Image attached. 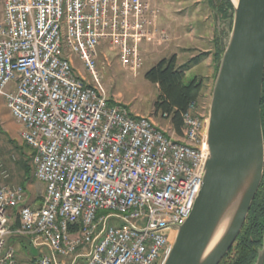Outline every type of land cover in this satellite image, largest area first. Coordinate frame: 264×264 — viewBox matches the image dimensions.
<instances>
[{
  "label": "built area",
  "instance_id": "1",
  "mask_svg": "<svg viewBox=\"0 0 264 264\" xmlns=\"http://www.w3.org/2000/svg\"><path fill=\"white\" fill-rule=\"evenodd\" d=\"M2 2L0 93L46 192L32 203L0 162V264H164L203 185L209 112L193 101L176 137L111 99L98 69L111 50L136 74L144 44L169 39L158 0Z\"/></svg>",
  "mask_w": 264,
  "mask_h": 264
},
{
  "label": "water",
  "instance_id": "2",
  "mask_svg": "<svg viewBox=\"0 0 264 264\" xmlns=\"http://www.w3.org/2000/svg\"><path fill=\"white\" fill-rule=\"evenodd\" d=\"M214 23L216 61L207 127L208 158L191 214L181 223L164 264H219L233 246L264 175L262 94L264 0H230ZM259 257L258 263L262 264Z\"/></svg>",
  "mask_w": 264,
  "mask_h": 264
},
{
  "label": "rangeland",
  "instance_id": "3",
  "mask_svg": "<svg viewBox=\"0 0 264 264\" xmlns=\"http://www.w3.org/2000/svg\"><path fill=\"white\" fill-rule=\"evenodd\" d=\"M158 2L161 6L160 24L162 28L167 30L169 39L167 41L151 40L148 44H144L146 50L142 52L143 63L136 74L129 66L124 67L116 52L111 50H106L108 55L106 60L100 49L98 69L102 75L103 86L111 99L126 104L132 112L152 115L163 126H169V132L180 137L181 134L177 131L174 132L175 129L170 120L161 118V113L154 109V102L160 90L157 84L145 77V74L158 61L163 58H170L174 54L177 55L179 66L187 64L196 57L193 65L186 70L185 81L188 82L195 76L203 77L204 87L197 102V110L203 114L205 111L209 112L216 71V52L209 61L206 55H202L204 53L202 49L212 46L215 48L214 44L215 42L217 44L219 37L215 27L211 40L209 25L215 26V23L209 0H158ZM3 13L4 5L0 0V19H2ZM206 15L209 16L208 19H205ZM73 60L76 67L75 72L79 70L91 80L92 77L85 68L83 61L75 53ZM11 85L14 84H10V87ZM19 124L7 107L6 94L0 93V162L10 174L7 183L23 185L21 182L26 176V187H24L26 188L27 199L32 202L37 201L38 198L42 199L46 192V184L35 177L32 158L30 160L31 172L25 174L24 169L20 166L21 154L15 145L24 148L26 144L21 137L22 129ZM24 151L27 157L31 155L27 148ZM11 243L20 252H26L27 248L30 247L28 239L24 237H12Z\"/></svg>",
  "mask_w": 264,
  "mask_h": 264
},
{
  "label": "trees",
  "instance_id": "4",
  "mask_svg": "<svg viewBox=\"0 0 264 264\" xmlns=\"http://www.w3.org/2000/svg\"><path fill=\"white\" fill-rule=\"evenodd\" d=\"M212 1L210 0V2ZM217 44L215 62L222 53L218 40ZM203 54L206 55L205 52ZM195 59L196 57L192 58L187 64L179 66L177 64V55L174 54L170 58H163L158 61L145 74V77L152 83L157 84L160 90L154 102V109L156 112L168 113L172 127L179 134H182L184 112L188 110L193 101L198 102L204 87L203 77L195 76L190 81H185L186 70L193 65L192 63ZM215 69H217L216 63ZM262 123L264 130V86L262 94ZM25 144L24 148L17 145H15V148L21 154L20 166L27 174L32 171L30 160L34 150L26 142ZM26 148L31 152V155H28L29 157L24 151ZM25 178L26 176L21 183L26 187ZM35 202H41V199L38 198ZM262 224L264 225V175L253 200L251 212L248 214L241 232L219 264H250L257 251Z\"/></svg>",
  "mask_w": 264,
  "mask_h": 264
},
{
  "label": "flooded vegetation",
  "instance_id": "5",
  "mask_svg": "<svg viewBox=\"0 0 264 264\" xmlns=\"http://www.w3.org/2000/svg\"><path fill=\"white\" fill-rule=\"evenodd\" d=\"M209 2H210V0H209ZM214 2L217 3V6L219 7V12L221 13L222 18L227 17L229 9L232 7L230 0H213L212 2H210L212 9H213ZM263 86H264V84H263ZM250 212H251V209H250ZM260 256H262V258H263L262 264H264V225L263 224H262V228H261L260 241L257 245V251L255 254V257L253 258V260L251 261L250 264L258 263V259Z\"/></svg>",
  "mask_w": 264,
  "mask_h": 264
},
{
  "label": "crops",
  "instance_id": "6",
  "mask_svg": "<svg viewBox=\"0 0 264 264\" xmlns=\"http://www.w3.org/2000/svg\"><path fill=\"white\" fill-rule=\"evenodd\" d=\"M211 6V5H210ZM208 15H206L205 16V19H208ZM161 21V20H160ZM212 24V23H211ZM165 29V28H164ZM166 30V29H165ZM214 30H215V26L213 25V26H211V25H209V32L211 33V40H212V33H214ZM167 31V30H166ZM214 46H215V48H213V46L212 47H209V48H204V49H202V51L203 52H207V54H206V56L208 57V59H209V61L213 58V56L215 55V52L217 51V44H216V42H215V44H214ZM215 50V51H214ZM214 51V52H213ZM19 126L21 127V129H22V126L19 124ZM42 200V199H41ZM32 203H34V204H39V202H35V200L34 201H32Z\"/></svg>",
  "mask_w": 264,
  "mask_h": 264
}]
</instances>
